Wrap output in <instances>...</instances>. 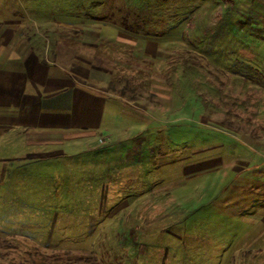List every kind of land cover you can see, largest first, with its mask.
<instances>
[{"label": "rangeland", "instance_id": "obj_1", "mask_svg": "<svg viewBox=\"0 0 264 264\" xmlns=\"http://www.w3.org/2000/svg\"><path fill=\"white\" fill-rule=\"evenodd\" d=\"M230 4L0 0L42 57L108 56L121 98L107 133L2 147L0 264H264V23Z\"/></svg>", "mask_w": 264, "mask_h": 264}, {"label": "crops", "instance_id": "obj_2", "mask_svg": "<svg viewBox=\"0 0 264 264\" xmlns=\"http://www.w3.org/2000/svg\"><path fill=\"white\" fill-rule=\"evenodd\" d=\"M239 1L245 10L252 11L253 19L261 17L264 23V0ZM77 17L94 16L83 6ZM58 24L84 33L95 27L86 22ZM115 28L119 35L133 33ZM17 31L11 27L0 31V153L5 146L10 153L23 144L52 145L76 139L79 134L92 135L96 130L109 132L104 122L112 111L108 103L121 99L104 85L112 80L116 68L113 61L94 55L92 59L83 58L80 65L59 56L42 57L41 48L36 51L19 40ZM69 66L77 71L67 70Z\"/></svg>", "mask_w": 264, "mask_h": 264}, {"label": "trees", "instance_id": "obj_3", "mask_svg": "<svg viewBox=\"0 0 264 264\" xmlns=\"http://www.w3.org/2000/svg\"><path fill=\"white\" fill-rule=\"evenodd\" d=\"M223 1H226V2H228V3H231V2H232V0H223Z\"/></svg>", "mask_w": 264, "mask_h": 264}]
</instances>
